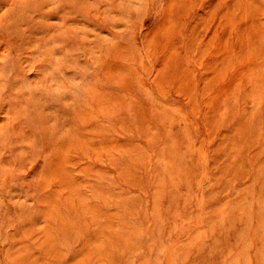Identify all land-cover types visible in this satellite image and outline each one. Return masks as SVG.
Instances as JSON below:
<instances>
[{
    "label": "rangeland",
    "instance_id": "obj_1",
    "mask_svg": "<svg viewBox=\"0 0 264 264\" xmlns=\"http://www.w3.org/2000/svg\"><path fill=\"white\" fill-rule=\"evenodd\" d=\"M0 264H264V0H0Z\"/></svg>",
    "mask_w": 264,
    "mask_h": 264
}]
</instances>
